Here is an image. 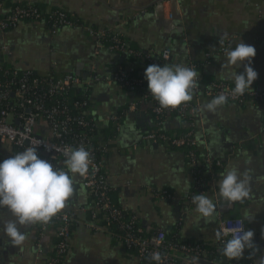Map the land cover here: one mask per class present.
Here are the masks:
<instances>
[{
	"label": "crops",
	"instance_id": "obj_1",
	"mask_svg": "<svg viewBox=\"0 0 264 264\" xmlns=\"http://www.w3.org/2000/svg\"><path fill=\"white\" fill-rule=\"evenodd\" d=\"M4 1H30L43 10L62 9L79 20V25L54 29L44 22L27 21L0 32V61L39 75L71 72L91 80L87 91L88 112L100 138L108 140L104 160L115 204L134 213L147 229L163 227L167 234L174 232L182 240L210 245L216 242L214 233L222 217H240L246 231L254 232L253 243L258 251L249 257L252 250L245 249L244 258L228 260L223 256L221 261L258 264L260 256H264V100L243 104L227 101L215 112L206 113L199 109L213 97L203 92L193 93L191 102L198 105L194 118L197 150L200 155L208 154L223 161L211 179L208 177L204 190L217 206L214 221H197L195 205L187 203L194 180L183 150L139 142L140 136L152 129L154 115L144 104L125 112L130 100L140 103L139 95L92 78L93 66L100 76L118 66H134L136 73L144 78L150 64L97 47L87 27L114 30L135 49L159 52L170 47V60L160 66H188L194 62L202 86L214 80L234 83L226 78L228 73L240 74L244 70L243 64L236 69L222 66L226 56L220 53V47L225 39L219 43V38L227 33L226 49L234 48L240 41L255 47L251 66L258 77L250 87L264 89V0H164L156 15L159 0ZM141 9L145 10L140 12ZM170 11L177 16L169 19ZM3 46L7 47L6 52ZM205 53H213L209 61L204 59ZM144 81L147 84L145 78ZM81 91L77 88L76 94ZM113 113L122 114L118 123L110 119ZM181 125V120L171 114L166 116L162 127L168 132H178ZM15 154L10 143L0 142V162ZM60 163L67 171L63 161ZM232 167L251 177V191L243 203L225 204L217 195V182L220 174ZM187 180L190 189L185 190ZM74 189L70 198L74 223L63 264H138L134 253L112 237L105 216L92 214L90 194L79 175ZM160 191L170 196L161 197ZM246 217L253 219L249 222ZM9 218L7 210L0 209V228L3 219ZM38 226L39 223L21 227L27 238L18 246H13L0 232V264H43L54 243V229L46 231L43 251L39 252L35 246Z\"/></svg>",
	"mask_w": 264,
	"mask_h": 264
},
{
	"label": "built area",
	"instance_id": "obj_2",
	"mask_svg": "<svg viewBox=\"0 0 264 264\" xmlns=\"http://www.w3.org/2000/svg\"><path fill=\"white\" fill-rule=\"evenodd\" d=\"M155 6V15L162 2ZM174 2V0H172ZM145 9H141L143 12ZM177 16L170 11L169 19ZM44 22L51 28L58 26L79 25L72 16L62 9L43 10L30 1L6 3L0 0V32L16 27L21 22ZM88 34L94 39L97 47H105L111 52L134 58L148 64L162 65L170 60L171 49L164 47L161 51L132 48L116 31L106 28L87 27ZM229 40L225 39L220 47L224 54ZM2 49L6 52L7 47ZM213 53H205L209 61ZM197 71V64L188 65ZM92 68L93 80H102L122 90L139 95L140 103L130 100L125 112L136 110L140 104L154 115L153 127L140 136L139 142L160 143L168 147L183 150L193 176V191L187 196L188 205H192V197L204 193L206 183L215 171L222 167L221 159L208 154L200 155L195 138L194 118L198 105L191 101L183 103L175 109H160L158 103L149 94L144 78L136 73L134 66H118L109 73L100 76ZM199 80V77H198ZM91 80L82 79L71 72L55 75H39L30 69L18 70L0 61V142L10 143L15 152H22L26 147L37 146L39 158L47 160L56 169H63V150L83 144L91 153L92 165L86 176L81 177L82 185L90 194L89 206L92 214L102 213L110 228L112 237L124 248L134 253L138 264H156L149 260V254L159 251L163 264H194L193 257H198V264H241L222 263L223 256L219 249L223 241L231 238L233 229L244 221L237 216L222 217L218 230L225 235L221 241L210 245L203 241L175 240L168 237L166 229L155 227L147 229L139 218L122 207L116 205L111 198L112 188L109 186L104 156L108 149V140L100 138L94 121L90 118L87 91ZM193 90L194 94L203 92L215 97L222 92H230L234 83L214 80ZM82 91L75 94L77 88ZM264 89L246 90L244 95L228 101L243 104L246 101H263ZM124 113V112H123ZM174 114L181 120V130L168 132L162 125L166 116ZM122 114L113 113L110 119L118 123ZM16 120L18 121L16 123ZM138 142V143H139ZM137 144L133 145L134 147ZM93 166L94 169L93 170ZM161 197L170 196L165 191L158 192ZM73 217L70 199L66 207L46 224L37 228L35 246L43 251V239L48 228L54 229V243L45 257L43 264H63L69 249L72 236ZM179 225V224H178ZM177 225V226H178ZM176 226V227H177Z\"/></svg>",
	"mask_w": 264,
	"mask_h": 264
},
{
	"label": "clouds",
	"instance_id": "obj_3",
	"mask_svg": "<svg viewBox=\"0 0 264 264\" xmlns=\"http://www.w3.org/2000/svg\"><path fill=\"white\" fill-rule=\"evenodd\" d=\"M227 35L223 33L219 43ZM255 55V47L242 41L234 48L225 49L226 60L222 66H234L236 69L243 64L244 70L240 74L236 71L228 73L226 78L234 82V88L213 97L199 111L215 112L218 107L227 103L229 95L235 98L244 95L246 90H252L250 86L258 77V73L251 66ZM246 60L247 63H244ZM198 76L196 70L183 64H151L144 71L149 94L160 109H175L191 101L193 90L199 87ZM39 144L26 147L22 152L0 162V209H6L10 216L9 219H3L0 232H3L13 246L21 245L27 238L26 232L20 230L21 227L37 223L46 225L66 207L74 195L77 175L86 176L92 165L91 153L81 144L75 148L68 146L63 150V164L67 171L56 169L47 160L39 158ZM220 176L217 195L225 204L243 203L249 197L251 177L246 172L242 173L239 168L232 167ZM187 189H190L188 180L185 190ZM192 204L198 214L197 221H214L217 206L207 195H194ZM246 219L251 222L253 217ZM214 235L217 241H221L225 233L217 230ZM253 236L252 230L245 231L243 223L238 224L233 229L231 238L223 241L220 254L228 260H240L244 258L245 249H251L250 257L258 251L253 243ZM148 258L156 264H163L159 251L150 253ZM192 259L194 264H198V257ZM258 264H264V256H260Z\"/></svg>",
	"mask_w": 264,
	"mask_h": 264
},
{
	"label": "trees",
	"instance_id": "obj_4",
	"mask_svg": "<svg viewBox=\"0 0 264 264\" xmlns=\"http://www.w3.org/2000/svg\"><path fill=\"white\" fill-rule=\"evenodd\" d=\"M34 5H36L35 3H34ZM37 6V5H36ZM76 22H77V24H80L79 23V20H76ZM129 58V57H128ZM131 59H133V60H136V59H134V58H131ZM75 94H76V92H75ZM126 107H127V105H126ZM126 107H125V109H126ZM124 109V110H125ZM171 115V114H170ZM172 115H174V114H172ZM181 130V129H180ZM115 203V202H114ZM168 235V237L169 238H171V239H173V240H175V239H177L178 238V236L174 233V232H172V233H169V234H167Z\"/></svg>",
	"mask_w": 264,
	"mask_h": 264
},
{
	"label": "water",
	"instance_id": "obj_5",
	"mask_svg": "<svg viewBox=\"0 0 264 264\" xmlns=\"http://www.w3.org/2000/svg\"><path fill=\"white\" fill-rule=\"evenodd\" d=\"M18 121L16 120V123H17Z\"/></svg>",
	"mask_w": 264,
	"mask_h": 264
}]
</instances>
